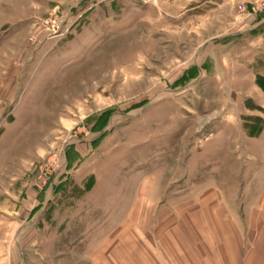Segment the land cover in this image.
Here are the masks:
<instances>
[{"label": "rangeland", "instance_id": "374dc122", "mask_svg": "<svg viewBox=\"0 0 264 264\" xmlns=\"http://www.w3.org/2000/svg\"><path fill=\"white\" fill-rule=\"evenodd\" d=\"M0 1V264H150L193 214L264 241L262 0Z\"/></svg>", "mask_w": 264, "mask_h": 264}, {"label": "crops", "instance_id": "0c3cea01", "mask_svg": "<svg viewBox=\"0 0 264 264\" xmlns=\"http://www.w3.org/2000/svg\"><path fill=\"white\" fill-rule=\"evenodd\" d=\"M2 2L0 1V15L3 14L5 7ZM260 18L258 23L246 27L242 32L245 36L250 34L251 38L259 39L260 45L256 54L259 55V73L264 76V15L260 14ZM236 35L238 34L232 36ZM218 197L216 195V202L219 200ZM217 208L224 209L218 206ZM174 211H168L173 218L177 215ZM194 215L196 214L192 215L195 219L189 220V217H185L182 224L173 223L167 228L165 223L158 224V235L153 236L155 238L153 244H138L136 247L147 252L146 257L142 256L143 261L150 264H264V241L247 240V232L246 236L239 234L234 225L227 221L223 222V225L220 223L221 228L217 222L214 226L217 229L206 227L204 237L203 225L196 226Z\"/></svg>", "mask_w": 264, "mask_h": 264}, {"label": "built area", "instance_id": "2783aa9c", "mask_svg": "<svg viewBox=\"0 0 264 264\" xmlns=\"http://www.w3.org/2000/svg\"><path fill=\"white\" fill-rule=\"evenodd\" d=\"M259 7H261V9ZM242 8L243 7H241V9ZM253 11H255V10L253 9ZM257 11H258L259 14H263L264 15V0H262L261 5L257 6ZM56 24H57V22H56ZM58 26H59V24L56 25L57 29H58Z\"/></svg>", "mask_w": 264, "mask_h": 264}, {"label": "trees", "instance_id": "16d2710c", "mask_svg": "<svg viewBox=\"0 0 264 264\" xmlns=\"http://www.w3.org/2000/svg\"><path fill=\"white\" fill-rule=\"evenodd\" d=\"M256 83H257V85H258L259 87L264 88V78H262V77L257 78ZM262 88H261V89H262Z\"/></svg>", "mask_w": 264, "mask_h": 264}]
</instances>
